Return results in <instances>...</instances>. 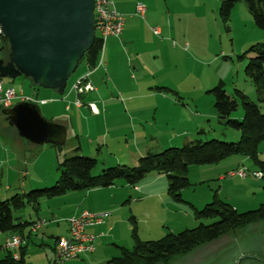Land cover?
<instances>
[{
    "label": "rangeland",
    "instance_id": "374dc122",
    "mask_svg": "<svg viewBox=\"0 0 264 264\" xmlns=\"http://www.w3.org/2000/svg\"><path fill=\"white\" fill-rule=\"evenodd\" d=\"M165 4L167 15L165 25L155 27L162 29L158 40L164 41V46L158 49L159 46L156 44L148 43L146 48H142L140 52L146 61V69L148 72H156L158 78L165 80L169 88L178 92L183 107H186L184 113L187 118L186 126L189 129L194 123L192 119L198 118L199 121L200 117H203V120L208 121L205 125H209V130L199 134L198 138L203 141L237 142L240 133L224 128L218 122L211 91L222 82L227 94L234 96L235 91L243 93L249 101L257 104L264 114L263 94L257 93L255 86L245 74V67L251 57L245 52L254 44L264 43V31L254 26L245 0H235L228 24L223 23L219 16V0H166ZM83 70L91 72V68H87L85 58L80 60L77 69L69 77L65 94ZM3 85L4 88H11L16 93L22 90L24 96H31L41 115L48 121L52 122L57 114L70 116L74 130L73 136L67 137L64 144L58 146L34 145L21 140L22 145L28 148L23 152V148H15L13 145L12 163L14 167L20 169V184L12 185L8 198L15 194H27L54 185L58 180L56 171L58 160L60 162L65 157L72 156L71 147L80 145L83 152L78 154L83 157L94 158L91 157L90 152H96L95 150L106 155L105 148L100 149L101 151L96 149L98 144L102 147L100 142L105 137L101 135L103 129L94 125L91 120L86 123L82 119H76L72 112L68 113L64 110L62 104L52 103L43 95L53 90L39 88L24 77L14 80L3 79ZM33 88L41 94L33 95L31 91ZM53 97L59 99L57 94H53ZM42 100L47 102L41 104ZM16 103L18 102L15 101L14 105ZM240 114L241 108L238 107L232 117L235 119ZM152 131L163 135L167 133V127L164 125L150 129L145 127V132ZM105 139L110 152L116 153L118 148L126 150L132 147L131 143L127 146L124 141H122L124 144L118 147L116 143L111 142L112 135ZM90 141L93 143L89 144ZM102 158L103 156L96 158L94 175L100 173ZM126 166L131 168L134 165ZM16 168H13L14 171ZM241 172L244 173L243 176L239 175ZM186 177L189 185L181 190L179 200L170 198L167 192V179L159 175L144 178L145 180L138 184L142 187L138 192L137 188L133 190L135 188L127 185L126 193L127 195L129 193L130 197L129 199L124 197L117 205L118 208L112 211L113 213L109 210L93 213L105 214L103 223L110 219L116 220V230L123 236L121 244L130 249L133 245L132 228L138 239L145 242L159 240L167 234H178L196 227L199 223L206 225L212 223V220L197 221L194 213L195 210H200L209 204L213 198L229 204L238 213L256 210L264 204V139L258 142L253 158L232 155L209 165H189ZM16 178H18L16 174H13V181ZM121 182L123 181L116 182L117 187ZM100 191H102L99 192L102 196V205L108 206L112 202L109 198L110 192ZM105 195L108 200L104 198ZM59 197L54 198L55 200H42L37 214L39 213L38 216L41 217L46 211H50V215L40 219H54L64 231V223L79 210V205L73 199L69 198V200L68 195L61 199ZM95 203L92 198L85 202L92 206ZM111 213L113 216L109 219ZM13 215L19 222H29L36 217L35 211L30 206L15 211ZM108 233L105 232L106 235ZM44 240L46 241L41 244L40 235L31 233V240L28 241L25 253V264H49L52 241ZM7 254L9 253L0 252V259ZM250 256L264 260V220L234 231L226 230L219 239L158 264H263ZM90 262L88 256H82V261L80 258L77 261L73 258L56 264H90Z\"/></svg>",
    "mask_w": 264,
    "mask_h": 264
},
{
    "label": "crops",
    "instance_id": "0c3cea01",
    "mask_svg": "<svg viewBox=\"0 0 264 264\" xmlns=\"http://www.w3.org/2000/svg\"><path fill=\"white\" fill-rule=\"evenodd\" d=\"M112 2L117 12L124 18L123 31L119 37H108L103 42L100 53L101 57L99 56L100 60L98 57L95 68L91 69V72L83 70L75 79L76 81L79 78L87 76L93 90L88 94L78 96L74 93L71 86L68 93L65 94L64 90L63 95L59 96V99L57 97L54 99L53 97V94H57L55 90L51 93H43L52 103L62 104L64 110L68 113L72 112L76 119H82L86 123L88 120H91L94 125L103 129L101 135L105 137L100 142L102 147L98 144L99 146L97 145L96 149L105 148L107 150L106 155L100 154L101 152L97 153V150H95L96 152H90L91 157H94L95 160L99 156H103L99 166L100 172L105 168L113 166H135L138 159L145 154L158 153L171 147H179V145H184L197 139L201 131L206 133L210 128L209 125H205L208 121L203 120V117H200L201 120L199 121H197L198 118L192 119L194 123L190 129L186 126L187 118L186 113H184L186 107H183L182 98L178 92L169 88L165 80L158 78L156 72H148L146 61L142 52H140L142 48H146L148 43L156 44L159 46L158 49L164 46V41L158 40V36L162 34V29L155 27L165 25L167 15L164 5H166V0H112ZM137 4L145 6L143 17L137 15L135 12ZM153 29H159V35L153 34ZM87 68H90L88 64ZM31 91H33V95L35 96L41 94L40 91L34 88ZM17 94L22 95L24 99L32 100L31 96H24L25 93L22 90ZM76 100L81 101V107L74 105ZM42 101L44 102L43 104L47 102V100ZM90 104L93 105L94 111L90 110ZM1 111L2 109H0V201H4L9 199L12 185L17 186L20 184V169L18 170L12 163V147L14 145L15 148H23V152H26L28 148L22 145L21 140L23 139L18 137L15 129L7 125L5 116ZM240 117L241 114L236 119ZM52 122L65 127L66 139L69 136H73L74 130L70 116L66 117L57 114ZM157 125L166 126L167 133L159 135L158 132H145V127L150 129L152 127L155 128ZM111 135V142L116 143L118 147L124 144L122 141L127 146L131 143L132 147H128L126 150L118 148L116 153L110 152L105 138ZM92 143V141L89 142V144ZM77 147L80 148L79 152L82 153V147L80 145ZM73 149L74 147H71L70 150L73 152ZM13 168H16V171ZM13 174H16V177H18L14 181L12 179ZM153 176L148 175L145 179ZM44 182L48 183L47 180H44ZM118 184V187L115 183V185L106 189L96 188L88 191L72 192L73 195L67 193L59 198L61 199L63 196L68 195V199H73L74 202L78 203L79 210L73 216H77L85 211L98 212L109 210L114 212L124 197L128 199L130 197V194L128 193L127 195L126 193L127 185L124 182ZM134 188L133 190L137 188V192L142 190L141 186ZM100 190L110 192L109 198H111L112 204L110 203L108 206L102 205V196L99 195V192L102 191ZM118 191L119 194H117ZM91 198L96 203L93 206L85 204ZM104 198L108 200L106 195ZM52 199L55 200L54 198ZM39 208L40 204L38 208L33 209L36 217L33 220H29L28 223L42 220L40 218H43V216L50 215V211H48L49 213L46 211L43 216H38L39 213L37 214V212H39ZM112 213L108 217L109 219L112 218ZM51 216L53 215L51 214ZM46 221H50L47 227L45 226L46 229L42 231L40 229L35 234L40 235L41 244L46 241L44 239L52 241L50 246L51 255H49L48 263L56 264L54 253L56 240L60 237L68 236V225L64 223L63 231L57 221L52 222L53 219L49 220V218ZM116 229L117 221L112 219L102 225L87 228V233L96 236L94 251L87 255H79L74 260L77 261L80 258L82 261V256H88L89 261H91L90 264H107L111 258L117 257L118 253H120L118 251L119 247L125 248V246L121 244L123 236ZM21 231L27 236L29 226H25ZM107 231L109 233L106 235L105 232ZM7 235L10 234L0 233V242ZM30 240L31 235L29 236V242ZM26 249L24 250L25 253ZM4 258L5 256L0 260Z\"/></svg>",
    "mask_w": 264,
    "mask_h": 264
},
{
    "label": "trees",
    "instance_id": "16d2710c",
    "mask_svg": "<svg viewBox=\"0 0 264 264\" xmlns=\"http://www.w3.org/2000/svg\"><path fill=\"white\" fill-rule=\"evenodd\" d=\"M219 16L223 23L228 24L235 0H219ZM246 8L254 26L264 31V0H245ZM0 60H8V43L6 38H0ZM102 41L95 35L91 49L82 57L93 69L101 52ZM245 54L251 57L245 67V74L264 100V43H257L248 48ZM213 108L218 122L224 128L240 133L237 142H223L217 140H201L197 138L181 147L168 148L158 153H147L138 159L131 168L127 166H113L101 170L94 175L93 169L97 161L94 158L83 157L78 154L80 148L73 149V155L58 161L56 171L58 180L48 188L33 190L27 194H15L7 200L0 201V233L19 234L27 239L21 229L31 223H20L13 213L26 206L38 208L42 200L52 199L72 192L88 191L96 188H107L115 185L119 180L131 188L137 187L148 175L166 177L167 192L170 198L180 199V192L189 183L186 177L189 165H209L232 155L255 157L256 146L264 139V114L257 104L235 91L229 95L220 82L212 89ZM241 108V120L234 119L232 114ZM239 118V119H240ZM199 134H204L200 132ZM197 221L212 220L206 225L199 223L196 227L184 230L178 234H167L159 240L141 242L132 228L133 245L130 249L119 247V255L111 258L107 264H158L167 262L176 255L188 253L205 243L219 239L226 230L234 231L245 228L255 222L264 220V204L256 210L238 213L229 204L213 198L202 209L195 210ZM57 241V240H56ZM18 251V261H13L9 254L0 260V264H24V250Z\"/></svg>",
    "mask_w": 264,
    "mask_h": 264
},
{
    "label": "water",
    "instance_id": "95a60500",
    "mask_svg": "<svg viewBox=\"0 0 264 264\" xmlns=\"http://www.w3.org/2000/svg\"><path fill=\"white\" fill-rule=\"evenodd\" d=\"M0 33L9 49L7 62L0 60V77H24L62 96L95 40L93 1L0 0ZM1 113L18 137L31 144L58 146L66 140L65 127L46 120L31 101L18 102Z\"/></svg>",
    "mask_w": 264,
    "mask_h": 264
},
{
    "label": "built area",
    "instance_id": "2783aa9c",
    "mask_svg": "<svg viewBox=\"0 0 264 264\" xmlns=\"http://www.w3.org/2000/svg\"><path fill=\"white\" fill-rule=\"evenodd\" d=\"M93 1V26L95 35L103 42L108 37H119L123 31L124 18L117 12L112 0H92ZM137 15L143 17L145 7L142 4H137L135 7ZM153 34L159 35V29H153ZM1 38V33H0ZM1 46V45H0ZM101 46V51H102ZM101 53V52H100ZM100 56V55H99ZM73 91L78 95L88 94L93 90L92 85L87 79V76L79 78L72 85ZM15 101H31L24 99L22 95H18L11 88H4L3 79L0 77V109H8L14 105ZM44 102L42 101L41 104ZM76 107H81L80 100L74 102ZM90 110L94 111L93 105H89ZM234 175V174H231ZM239 175L243 176L241 172ZM105 214L93 212H82L77 216H73L66 220L68 225V236L60 237L55 245V263H64L70 259L76 258L82 254L92 253L96 236L86 232L89 227H95L103 224ZM52 222H56L53 219ZM50 221L36 220L29 226L30 233H36L43 227L47 226ZM27 245V239L19 234L7 235L0 242V252H8L13 261H18V250Z\"/></svg>",
    "mask_w": 264,
    "mask_h": 264
}]
</instances>
